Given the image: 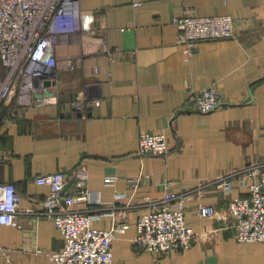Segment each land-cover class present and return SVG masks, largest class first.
Masks as SVG:
<instances>
[{
  "label": "crops",
  "instance_id": "crops-1",
  "mask_svg": "<svg viewBox=\"0 0 264 264\" xmlns=\"http://www.w3.org/2000/svg\"><path fill=\"white\" fill-rule=\"evenodd\" d=\"M78 1L94 14V31L59 37L56 84L48 90L55 96L20 105L15 95L0 104L9 106L0 121V184L16 185L21 210L42 213L49 188L37 177L86 171L93 226L130 225L113 242L117 264H264V243L236 240L229 201L249 197L238 177L230 195L206 189L202 202L218 209L215 217L202 218L196 200L187 204V221L199 235L189 249L153 255L135 243L140 215L156 209L165 192L264 163V0ZM189 10L233 16L236 37L200 41L188 58L174 20ZM210 86L224 103L200 113L191 97ZM81 95L90 102L78 109L73 103ZM143 132L165 133L168 155L139 156ZM114 175L116 183L105 181ZM109 206L114 215L103 210ZM19 218L21 227L0 224V264H50L49 255L64 247L63 233L49 217Z\"/></svg>",
  "mask_w": 264,
  "mask_h": 264
},
{
  "label": "built area",
  "instance_id": "built-area-1",
  "mask_svg": "<svg viewBox=\"0 0 264 264\" xmlns=\"http://www.w3.org/2000/svg\"><path fill=\"white\" fill-rule=\"evenodd\" d=\"M93 23L94 14L82 11L78 0H0V62L6 68V75L0 78V104L12 102L18 92L20 105L24 102L32 104L37 100V93L48 91L45 82H56L59 37L93 33ZM174 23L178 28L177 43L188 58L194 55L200 41L236 37L235 19L231 15L199 16L189 10ZM64 66L70 67L71 63L65 61ZM224 100L225 95L215 86L191 97L195 109L204 114L215 111ZM38 101L45 102L47 98ZM89 102V97L81 95L73 104L80 109ZM15 104L12 110L17 112L19 107ZM169 152L165 133L141 134L139 156L162 157ZM235 177L249 188V197H232L229 201L236 240L239 243H264V163L259 162L221 175L196 189L183 193L165 192L156 209L140 215L136 245L153 255L189 249L199 235L187 221V204L196 200L202 218L215 217L218 209L202 202V197L211 186L230 195ZM88 180V173L81 168L73 174L58 171L37 177L38 184L49 188L42 213L21 210L16 185L2 183L0 224L21 227L19 216L25 213L49 217L65 239L63 249L49 255L50 264H117L113 242L117 234L124 233L130 225L115 221L111 229L93 226L97 215L90 207L95 204V199L88 188ZM117 180L116 175L105 179L109 184ZM139 184H134V190ZM77 204L87 207L79 209ZM103 210L114 215L117 208L109 206Z\"/></svg>",
  "mask_w": 264,
  "mask_h": 264
},
{
  "label": "water",
  "instance_id": "water-1",
  "mask_svg": "<svg viewBox=\"0 0 264 264\" xmlns=\"http://www.w3.org/2000/svg\"><path fill=\"white\" fill-rule=\"evenodd\" d=\"M56 82H50V81H47L45 82V87H47L48 89L51 88L53 85H55ZM55 96V92H52V91H41L40 93H37L35 95V98L37 100L39 99H43L45 97H54ZM9 110V106L8 105H4L2 107V109L0 110V121L4 118V116L7 114Z\"/></svg>",
  "mask_w": 264,
  "mask_h": 264
},
{
  "label": "rangeland",
  "instance_id": "rangeland-1",
  "mask_svg": "<svg viewBox=\"0 0 264 264\" xmlns=\"http://www.w3.org/2000/svg\"><path fill=\"white\" fill-rule=\"evenodd\" d=\"M19 93V92H18ZM18 93L16 94L17 95V97H18Z\"/></svg>",
  "mask_w": 264,
  "mask_h": 264
},
{
  "label": "bare ground",
  "instance_id": "bare-ground-1",
  "mask_svg": "<svg viewBox=\"0 0 264 264\" xmlns=\"http://www.w3.org/2000/svg\"><path fill=\"white\" fill-rule=\"evenodd\" d=\"M254 17V16H253ZM240 21V20H239Z\"/></svg>",
  "mask_w": 264,
  "mask_h": 264
}]
</instances>
